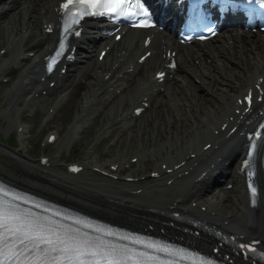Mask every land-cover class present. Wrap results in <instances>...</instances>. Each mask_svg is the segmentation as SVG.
Masks as SVG:
<instances>
[{
    "label": "bare ground",
    "instance_id": "6f19581e",
    "mask_svg": "<svg viewBox=\"0 0 264 264\" xmlns=\"http://www.w3.org/2000/svg\"><path fill=\"white\" fill-rule=\"evenodd\" d=\"M56 1L0 0V14L3 10L5 14L8 13L0 17V44L3 45L0 49L7 47L6 52L0 55V73L4 72L0 75L9 78L8 84L0 94V115L20 112L21 106H26L34 100L31 95L40 88L36 78L41 74L42 67L40 63L35 62V58L48 51L56 39L54 34L43 32V24L50 20ZM30 12L32 14L27 23L26 17ZM23 28H26L24 33ZM144 34L145 32L140 30H131L121 42L114 45L119 51L126 47L121 55L127 52L128 55L114 74L106 80L103 77L121 57H114L111 50L105 60L98 64L95 52L109 40L94 39L80 43V47L88 44L87 50L82 51L86 59L81 69L71 76L68 72L65 80L62 79L46 95L36 99L37 110L32 121L41 132L45 129L60 134L67 129L58 142L62 148L75 144L78 135L76 129L79 127L80 131L85 124L88 128L87 131L83 130V143H86L97 134L103 135L107 132L108 127L118 118V122L130 123L127 131L118 133V143L128 144L130 135L133 134L129 144L134 147L140 137L144 138L149 133L157 135L153 137L154 141L151 139L149 143L141 144L140 148L136 149L137 154L130 156L140 158L131 164V176H138V169L145 167L148 172L152 170L162 172L163 163L172 166L178 161L187 160V154L190 152H196L197 157L187 160L186 168L175 172L178 174L181 170L189 169L192 162L200 157H209L207 152L201 153L204 142L213 140L216 143L220 140L224 132L218 137L214 129L221 125L228 113L232 112L235 98L258 77L264 76V32L254 33L234 28L207 41L204 46L206 50L203 47L189 45L179 48L181 66L166 83L164 93L153 97L147 111L150 121L145 120L142 124L146 113L140 119L132 120L124 118L123 113L141 98L155 71L153 69L164 62L160 58V45L154 41L156 58H150L132 73L125 70L134 62L139 51L138 44L142 42ZM171 42L175 43L173 38H165L166 44ZM131 44L132 49L129 48ZM31 51L35 52L34 56H29ZM79 75L81 76L78 79ZM195 78L200 82L198 83ZM120 82H126V86L120 94H115L114 90L118 88L117 84ZM50 108H53L52 114L49 113ZM99 110V114L92 118L96 123L88 126L84 122L80 125L85 113L92 115ZM9 117L4 128L6 131L20 122L19 115ZM44 119H48L49 122L44 124ZM139 121L142 125L138 124ZM131 122H134V125ZM19 136L22 142L26 138L25 132ZM242 143L240 137L220 141L214 155L230 153L234 155L235 162L239 157ZM60 157V154L55 155L51 159V165L42 167L26 156L24 143L19 150L9 148L0 142V175L42 194L47 193L58 200L92 210L102 211L108 208L110 211V205L129 202H136L141 209L146 210L150 207L172 205L178 201V206L191 208V211L205 216L210 215L209 211L215 212V215L210 216L217 220L227 219L231 227L245 228L243 231L248 234H255L252 227L254 226L257 235L264 236V195L261 210H251L245 184L241 186V192H235L230 199H226L219 185L212 187L208 185L193 190L189 179L191 175L178 179L172 186H162L156 180L145 178L135 184L138 186L152 184L151 187L156 186L158 193L151 198L128 196L125 195L128 186L123 181L109 180L90 169L101 163L92 155L91 150L83 162L86 166L85 172L78 175L66 174L60 164ZM114 158L108 160L110 166L126 162L124 151H120ZM201 164L199 162L195 169L201 167ZM195 202L200 207L206 205L207 211L202 212L193 207ZM187 203L190 206H187ZM248 224L252 226L246 227Z\"/></svg>",
    "mask_w": 264,
    "mask_h": 264
},
{
    "label": "rangeland",
    "instance_id": "374dc122",
    "mask_svg": "<svg viewBox=\"0 0 264 264\" xmlns=\"http://www.w3.org/2000/svg\"><path fill=\"white\" fill-rule=\"evenodd\" d=\"M3 46L0 44V47ZM81 75H79L77 78L79 79ZM6 84H0V94L2 93V91L4 90ZM37 110V106H34L33 108L30 109V111H28L22 118L23 121H26L27 124L30 125V130L28 133V141H27V151H26V155H28L31 158H36L38 159V157L42 154V153H46L48 154L50 157H54L55 155L60 154V161L64 162V161H77V160H84L85 157L88 154V151L91 150L92 151V155L100 161L103 162H107V164L109 163L108 160H114V156L117 155L120 151H124V157L126 158L125 160L128 161L130 160V156L131 155H136L137 152L136 149L138 150L141 146V144H146L149 143L150 140L152 139V141H154L153 137H156V133L153 135L150 133L147 134L144 138L140 137L139 141L135 144V146H131L129 144L130 140L133 138V134L130 135V138L128 140V144H122L121 142L118 143L117 142H113L114 139H117V135L118 132L120 131V128H118V126H116L118 128V130L116 132L113 131V128H110V132H107L105 134H103L101 137L97 138L93 137L91 138L88 142L83 143L84 139H83V135L84 132L83 130L87 131L88 128L85 127V125L82 127V131L78 130L76 131V134H78L76 136V140H75V144L69 145L67 147H60L58 144L52 146V147H48L45 149V151H43V147L42 145V141L45 140L46 134L49 130H43L41 132V130L39 128H36L34 123H33V116L35 115V111ZM14 112L8 115H0V139L3 142L4 145L8 146V147H14L11 143H13L14 140H16V135H15V126H12L11 129L9 131L4 130V128L7 126L8 124V119L10 118L9 116H14ZM149 116L146 115L144 116V118L142 119V124H144L145 120L146 122H149L150 119ZM148 119V120H147ZM98 120V118H97ZM87 123V125H91L93 123H96V120H86L85 121ZM138 124H141L140 121L138 122ZM141 124V125H142ZM116 125V124H115ZM114 125V126H115ZM45 127V126H43ZM67 132V129H65L63 132L60 133V137L63 136L65 133ZM143 133V132H142ZM143 136L145 134H142ZM125 138L123 137V140ZM17 146V145H16ZM91 159V158H90ZM126 163L125 162L122 164V166L124 167V169H126ZM231 171H234L233 168H230ZM124 171H131L130 170H124ZM138 172L141 174H144L146 172H148V170H146L145 168H140L138 169ZM242 187H241V182L240 180H237L235 178V184L233 188L230 189H225L222 190V194L224 195V197L226 199H230V197L236 192H241Z\"/></svg>",
    "mask_w": 264,
    "mask_h": 264
},
{
    "label": "snow or ice",
    "instance_id": "6c2138e0",
    "mask_svg": "<svg viewBox=\"0 0 264 264\" xmlns=\"http://www.w3.org/2000/svg\"><path fill=\"white\" fill-rule=\"evenodd\" d=\"M67 6H68V5L66 4L65 7L67 8ZM54 62H55V61H53V63H54ZM251 191L254 193V192L256 191V189H255V188H251ZM16 231L19 232L20 229L17 228ZM36 235L39 236V233H36ZM28 238H29L28 235L25 234V239H28ZM41 242H42V243H51L50 240H42ZM21 243H23V241H21Z\"/></svg>",
    "mask_w": 264,
    "mask_h": 264
}]
</instances>
